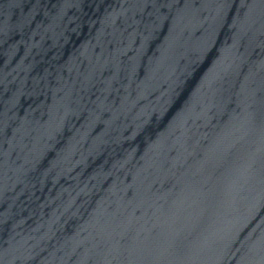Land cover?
Masks as SVG:
<instances>
[{
	"label": "water",
	"instance_id": "1",
	"mask_svg": "<svg viewBox=\"0 0 264 264\" xmlns=\"http://www.w3.org/2000/svg\"><path fill=\"white\" fill-rule=\"evenodd\" d=\"M0 264H264V0H0Z\"/></svg>",
	"mask_w": 264,
	"mask_h": 264
}]
</instances>
